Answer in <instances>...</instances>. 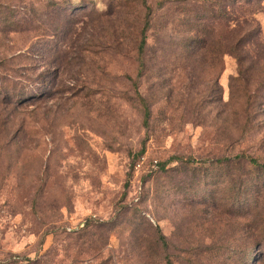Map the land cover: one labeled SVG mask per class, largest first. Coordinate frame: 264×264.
Here are the masks:
<instances>
[{
  "label": "rangeland",
  "instance_id": "374dc122",
  "mask_svg": "<svg viewBox=\"0 0 264 264\" xmlns=\"http://www.w3.org/2000/svg\"><path fill=\"white\" fill-rule=\"evenodd\" d=\"M236 156L264 164V0H0V264H264Z\"/></svg>",
  "mask_w": 264,
  "mask_h": 264
},
{
  "label": "trees",
  "instance_id": "16d2710c",
  "mask_svg": "<svg viewBox=\"0 0 264 264\" xmlns=\"http://www.w3.org/2000/svg\"><path fill=\"white\" fill-rule=\"evenodd\" d=\"M144 45H145V38H143L141 40V43H140V48H139V52L142 53L143 52V48H144ZM144 107V115L145 117H148L149 115V111H148V108L146 107V105H143ZM242 161L244 162H247L248 165L252 168H262L264 170V164H259L258 161L256 159H245V158H242L241 156H236V157H233L232 159H225L224 161H219L221 164L223 162H230V163H233V164H240Z\"/></svg>",
  "mask_w": 264,
  "mask_h": 264
}]
</instances>
